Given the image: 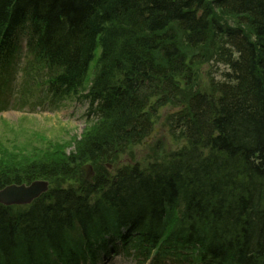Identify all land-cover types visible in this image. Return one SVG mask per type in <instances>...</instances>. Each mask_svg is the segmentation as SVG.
Masks as SVG:
<instances>
[{"label": "trees", "instance_id": "trees-1", "mask_svg": "<svg viewBox=\"0 0 264 264\" xmlns=\"http://www.w3.org/2000/svg\"><path fill=\"white\" fill-rule=\"evenodd\" d=\"M176 29L226 67L209 89L194 87ZM23 42L53 100L87 104L94 128L68 163L0 169V190L80 175L77 161L149 139L169 106L186 142L167 162L0 205V264H79L116 240L145 259L264 264V0H0V70Z\"/></svg>", "mask_w": 264, "mask_h": 264}, {"label": "rangeland", "instance_id": "rangeland-1", "mask_svg": "<svg viewBox=\"0 0 264 264\" xmlns=\"http://www.w3.org/2000/svg\"><path fill=\"white\" fill-rule=\"evenodd\" d=\"M176 33L188 60L195 58L193 70L196 86L206 89L213 76L212 72L216 69L211 62L212 51L207 47L202 48V51L186 48L180 30L176 29ZM23 50L22 48L21 57L10 74L0 80V102H3V109L0 110V169L8 178L24 177L26 168L33 164L47 163L52 166L61 164L62 161L68 163L69 159L79 155L78 144L94 128L85 116L87 104L75 100H62L53 104L50 98L44 100V88H38L35 81L29 79L24 72L29 58ZM226 70L223 69V72ZM187 89L190 95L194 92L191 87ZM174 110V106H169L158 117H154V132L149 139L117 148L111 158L95 163H84L77 159L76 165L80 167L82 174L59 175L53 180H39L48 181L50 190H53L73 187L81 182L83 174L84 178L86 174L84 168L88 166L95 178L102 169L115 176L120 168L129 165L138 164L148 168L150 164L167 162L170 154L185 148L186 139L183 135L175 131L172 133L170 129V115ZM92 178L93 176L90 179ZM108 260L103 264H136L122 255L110 257Z\"/></svg>", "mask_w": 264, "mask_h": 264}, {"label": "water", "instance_id": "water-1", "mask_svg": "<svg viewBox=\"0 0 264 264\" xmlns=\"http://www.w3.org/2000/svg\"><path fill=\"white\" fill-rule=\"evenodd\" d=\"M87 179L93 176L90 166L85 167ZM49 184L47 182L36 181L30 186L27 185H11L0 191V204L5 206L12 205H28L36 199L40 198L43 194L47 193Z\"/></svg>", "mask_w": 264, "mask_h": 264}, {"label": "bare ground", "instance_id": "bare-ground-1", "mask_svg": "<svg viewBox=\"0 0 264 264\" xmlns=\"http://www.w3.org/2000/svg\"><path fill=\"white\" fill-rule=\"evenodd\" d=\"M114 154V152H111L110 156H112Z\"/></svg>", "mask_w": 264, "mask_h": 264}]
</instances>
